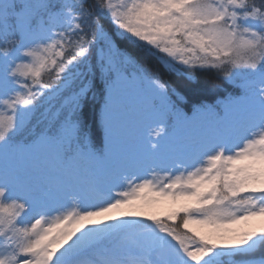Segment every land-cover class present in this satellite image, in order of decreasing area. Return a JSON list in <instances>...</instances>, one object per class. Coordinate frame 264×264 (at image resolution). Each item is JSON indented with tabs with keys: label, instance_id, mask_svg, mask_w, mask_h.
I'll list each match as a JSON object with an SVG mask.
<instances>
[{
	"label": "snow or ice",
	"instance_id": "6c2138e0",
	"mask_svg": "<svg viewBox=\"0 0 264 264\" xmlns=\"http://www.w3.org/2000/svg\"><path fill=\"white\" fill-rule=\"evenodd\" d=\"M0 264H264V0H0Z\"/></svg>",
	"mask_w": 264,
	"mask_h": 264
},
{
	"label": "trees",
	"instance_id": "16d2710c",
	"mask_svg": "<svg viewBox=\"0 0 264 264\" xmlns=\"http://www.w3.org/2000/svg\"><path fill=\"white\" fill-rule=\"evenodd\" d=\"M154 63V62H153ZM163 78L168 80L172 85L175 86L177 91L189 97L190 101L193 100H207L208 102H213V93H208L206 91H200L207 89V87L212 83H218L221 87L225 86V81L223 79H218L215 72H198L196 73L197 80L196 83H189L181 77H176L170 75L163 68H160ZM45 83H54L50 75L45 74L43 77ZM86 116L88 115V110L86 109Z\"/></svg>",
	"mask_w": 264,
	"mask_h": 264
},
{
	"label": "rangeland",
	"instance_id": "374dc122",
	"mask_svg": "<svg viewBox=\"0 0 264 264\" xmlns=\"http://www.w3.org/2000/svg\"><path fill=\"white\" fill-rule=\"evenodd\" d=\"M167 209L165 207H160L158 209H156L155 211L158 213V214H162L163 212H165ZM261 221L260 220H255V221H252V226L253 227H260L261 226Z\"/></svg>",
	"mask_w": 264,
	"mask_h": 264
}]
</instances>
